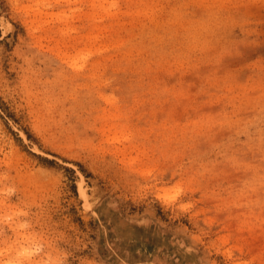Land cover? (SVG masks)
Wrapping results in <instances>:
<instances>
[{
  "label": "rangeland",
  "instance_id": "1",
  "mask_svg": "<svg viewBox=\"0 0 264 264\" xmlns=\"http://www.w3.org/2000/svg\"><path fill=\"white\" fill-rule=\"evenodd\" d=\"M0 264H264V0H0Z\"/></svg>",
  "mask_w": 264,
  "mask_h": 264
},
{
  "label": "bare ground",
  "instance_id": "2",
  "mask_svg": "<svg viewBox=\"0 0 264 264\" xmlns=\"http://www.w3.org/2000/svg\"><path fill=\"white\" fill-rule=\"evenodd\" d=\"M79 192H80V195H81L82 198L87 199V198H86V192L84 191L82 185L79 186ZM26 253H27V252H26Z\"/></svg>",
  "mask_w": 264,
  "mask_h": 264
}]
</instances>
